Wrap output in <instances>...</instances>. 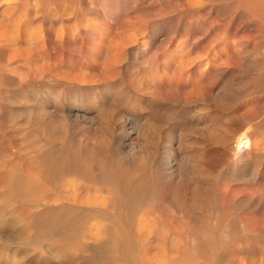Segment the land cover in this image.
I'll list each match as a JSON object with an SVG mask.
<instances>
[{
    "label": "rangeland",
    "instance_id": "1",
    "mask_svg": "<svg viewBox=\"0 0 264 264\" xmlns=\"http://www.w3.org/2000/svg\"><path fill=\"white\" fill-rule=\"evenodd\" d=\"M0 21V264H264V0H0ZM90 30L121 53L103 78ZM164 68L171 98L140 97ZM100 89L116 119H74ZM127 117L161 128L154 157L108 134Z\"/></svg>",
    "mask_w": 264,
    "mask_h": 264
},
{
    "label": "bare ground",
    "instance_id": "2",
    "mask_svg": "<svg viewBox=\"0 0 264 264\" xmlns=\"http://www.w3.org/2000/svg\"><path fill=\"white\" fill-rule=\"evenodd\" d=\"M1 22V21H0ZM18 22V21H17ZM100 23H102V24H100V26H103V22H100ZM106 23V22H105ZM4 23H2V25H3ZM19 24H20V22H19ZM19 24H17L19 27H20V25ZM2 25H1V23H0V41H1V39L3 38L4 40L6 39V37H7V39H8V36H10L11 38H12V36H13V34H12V32H11V35L9 34H7L8 32H5L3 29H4V26H3V29H2ZM5 26L7 25H9V23L8 24H4ZM12 25V24H11ZM15 25L16 24H14V26H13V29H15L14 27H15ZM16 25V26H17ZM99 25V24H98ZM106 26H107V23L105 24ZM6 26V27H7ZM17 26V27H18ZM6 27H5V30H6ZM109 27V26H108ZM33 28V27H32ZM95 28H97V26H95ZM9 29V28H8ZM17 29V28H16ZM102 30H101V32H100V36H101V34H105V33H107V31H106V28L104 29V28H101ZM94 30V29H93ZM16 31L18 32L19 31V28L17 29V30H15L14 31V34L16 35V36H19L20 34L19 33H17V34H19V35H17L16 34ZM9 32V33H10ZM98 32V31H97ZM43 33V32H42ZM52 33H54V32H52ZM39 34H40V32H39ZM38 34V35H39ZM37 35V36H38ZM49 35V34H48ZM56 35V34H55ZM55 35H53L54 37H56ZM85 38H86V40L87 41H89L90 43H91V46H89L88 45V47H90V57L92 58V59H90L91 60V65L93 66V67H95L96 68V70H97V73H99L100 75H102V78H103V76H105V74L112 68L113 69V65H114V63H115V61H116V59L117 58H119L118 57V55L120 56L121 55V53L120 54H118L119 52L118 51H116L115 52V49L113 48V46L111 45V48L109 49V48H105L104 46L102 47V46H100V45H98V42H96V38L97 37H99V36H97L96 34H94L93 32H91V30L90 31H87L86 33H83L82 34ZM99 35V34H98ZM15 36V37H16ZM40 37L42 36V34L41 35H39ZM39 36L37 37V38H39ZM52 36V37H53ZM9 37V38H10ZM43 37H44V35H43ZM48 37V36H47ZM50 37V36H49ZM24 38V37H23ZM59 38V37H58ZM121 38V37H120ZM125 38V37H124ZM9 40V39H8ZM11 40V39H10ZM13 40V39H12ZM39 40V39H38ZM61 40V39H60ZM21 41V40H20ZM37 40H34V43L36 42ZM57 41V40H56ZM133 41V40H132ZM11 41H7V43H8V46L11 44L10 43ZM126 42V41H125ZM5 43H6V41H5ZM67 43V42H66ZM3 44V43H2ZM1 44V45H2ZM23 44V43H22ZM37 44V43H36ZM89 44V43H88ZM23 45H26L25 43L23 44ZM119 45H120V43H119ZM4 46V45H3ZM28 45H26V47H27ZM30 46V45H29ZM7 46H5V49L3 50V52L4 51H6L8 48H6ZM25 47V46H24ZM24 47H23V49H24ZM87 47V46H86ZM110 47V46H109ZM28 48V47H27ZM10 49V48H9ZM114 49V50H113ZM20 50V49H19ZM29 50V49H28ZM87 50V49H86ZM7 52V51H6ZM5 53V52H4ZM4 53L2 54V56L4 57ZM1 54V53H0ZM8 54H10V53H8ZM28 54H29V52H28ZM31 56V55H30ZM1 57V56H0ZM12 58V57H11ZM3 59V58H2ZM7 60V59H6ZM89 60V61H90ZM117 61H118V59H117ZM116 61V62H117ZM88 62V61H87ZM159 62V61H158ZM90 63V62H89ZM171 63H172V61H171ZM170 64V63H169ZM91 68V67H90ZM111 69V70H112ZM37 70V69H36ZM95 70V69H94ZM110 70V71H111ZM157 71V70H156ZM187 72H189V70L187 71ZM97 73L95 72V75L97 76ZM33 74V73H32ZM31 74V75H32ZM94 74V73H93ZM179 74V73H178ZM177 74V72L175 71V70H172V69H170V68H164V69H162V70H159L158 72H156V73H153V74H151L150 76L151 77H148L147 79L149 80L148 82V84H147V86L148 87H146L147 88V90H144V89H146L145 87H144V89L142 88V90L143 91H145V92H142L141 91V95H140V97H142L143 99L144 98H146L147 96L145 95V94H148V97H149V95H155L156 96V94H158V91L160 92V91H162V95L160 94V99H161V97L162 98H165V99H169V98H171L170 97V92L172 91L171 89H170V87L171 86H175V84L176 83H174L175 82V80L177 81L178 79H176V77L177 76H179ZM182 73H180V75H181ZM188 74H190V72L189 73H187V76H188ZM99 75V76H100ZM107 75V74H106ZM35 76V75H34ZM83 77V76H82ZM80 78H81V76H80ZM84 78V77H83ZM99 78H101V76L99 77ZM178 78V77H177ZM187 78V77H186ZM182 79V78H181ZM184 80V79H183ZM182 80V81H183ZM188 80V79H187ZM186 80V81H187ZM145 82H147V81H145ZM178 82V81H177ZM173 83H174V85H173ZM179 83V82H178ZM187 83L188 82H181V86H183V89H184V86H186L187 85ZM145 85V84H144ZM176 85H178V84H176ZM173 88V87H172ZM98 90V89H97ZM102 92H100V94H98V95H96V96H90L89 98H87V97H85L84 99H83V101H81V102H79L78 104H76V108H71L70 110H71V115L74 117V119H76V120H82L83 122H84V124H86V125H91L90 123V120H88V115L87 114H85L84 113V111H86L87 110V112L89 113V112H95V114H96V112H98V114L99 115H101V116H99L100 117V119H102L101 121H103L104 119H106V118H108L109 119V121L111 120L112 121V119L114 120V119H116L115 117H116V113H115V111L114 110H110V111H107V112H104L103 110H104V108H102L103 107V104H104V102H103V100H105V99H103L104 98V96H107L108 94L107 93H105V91H104V89H100ZM99 90V91H100ZM109 90V89H108ZM163 90H165V91H163ZM54 91V90H53ZM117 91V90H116ZM170 91V92H169ZM109 92V91H108ZM125 92V91H124ZM116 94V93H115ZM173 94H174V92H173ZM117 95V94H116ZM123 95V94H122ZM159 95V94H158ZM157 95V96H158ZM186 95V94H185ZM110 96V95H109ZM123 97V96H122ZM128 97V96H127ZM135 97V96H134ZM159 97V96H158ZM46 98H48V99H52L53 98V96L51 95V92H49L48 93V95H47V97ZM112 98V97H111ZM150 98V97H149ZM151 98H153L152 96H151ZM109 99V98H108ZM142 99V100H143ZM151 100V99H150ZM172 100V99H171ZM177 100V99H176ZM191 100V99H190ZM76 101V100H75ZM159 101V100H158ZM169 101V100H168ZM167 101V102H168ZM143 102V101H142ZM147 102V101H146ZM160 102H162V101H160ZM50 102H49V100L47 101V102H45V105L44 106H46L47 104H49ZM82 103H84L83 105H82ZM145 103V102H144ZM143 103V104H144ZM51 104V103H50ZM54 104V103H53ZM135 104H136V102H135ZM191 104H192V102H191ZM202 106V105H201ZM140 107V106H139ZM161 107V106H160ZM158 109V108H157ZM167 110V109H166ZM165 110V111H166ZM199 110H201V109H199ZM47 111V110H46ZM69 112V111H68ZM137 112H139V111H137ZM162 113H164L163 111H161ZM201 112H203V111H201ZM160 113V112H159ZM167 113V112H166ZM199 113V112H198ZM61 114V113H60ZM63 115V114H62ZM132 115V114H131ZM162 115V114H161ZM58 116H59V114H58ZM165 116V115H164ZM163 116V117H164ZM35 117H36V119L37 120H39L40 122H42V123H48V124H50V123H52V121H54V120H57L58 118H57V116H54V115H48L46 112H45V108H44V110L42 109L41 111H38V112H36V114H35ZM60 117H61V115H60ZM123 117V116H122ZM213 117V116H212ZM90 119V118H89ZM148 119V118H147ZM168 119V118H167ZM210 119V118H209ZM59 120H61L60 118H59ZM58 120V121H59ZM198 120H201V118L199 117L198 118ZM62 121V120H61ZM108 121V122H109ZM141 121V120H140ZM105 122V121H104ZM104 122H102V123H104ZM108 122L106 121V124H107V127H108ZM102 123H100L99 122V126L101 127V125L100 124H102ZM110 123H112L111 125H109V132L110 133H108L110 136L112 135V133H113V131L116 129H118L120 132L122 131V129L124 128V127H126V126H128V128H129V131H128V133L124 136L125 137V139L123 140L124 141V145H126V148L127 149H124L123 150V153H125V155L126 156H129V158L131 159V160H133V161H135L136 163H139L140 161H141V159H142V157H143V155L145 154V155H150V156H152V157H154V155H156V153H157V147H156V144L154 143V140L152 141L151 140V138H153L154 137V135L156 134H159V133H161V128H159V126H156L155 124H147V127L144 129V130H142V131H139L140 129H137V125H136V123L137 122H135V118H133V117H127V118H125L124 120H121V121H116V122H110ZM93 124V123H92ZM98 126V127H99ZM90 127H92V126H90ZM94 128V127H93ZM127 129V128H126ZM130 130H132L134 133V135L133 134H130ZM178 130V129H177ZM186 130V129H185ZM106 131V130H105ZM139 131V132H138ZM123 132V131H122ZM121 132V133H122ZM138 132V133H137ZM97 134V133H96ZM108 134H106V135H108ZM91 135V134H90ZM89 135V136H90ZM155 135V136H156ZM163 135V134H162ZM161 135V136H162ZM170 135V134H169ZM82 136V135H81ZM123 136V134H120L118 137L119 138H121ZM172 136V135H171ZM116 137V136H115ZM209 137V136H208ZM92 138H93V136H92ZM104 138V137H103ZM102 138V139H103ZM91 139V138H90ZM90 139H88V140H90ZM105 139V138H104ZM88 140L86 141L87 143L85 144L86 145V148L88 149V151L89 152H92V148L90 147V146H92V144L93 143H89L88 142ZM142 140V142H149V140H151L150 142H149V145L148 146H146V148L144 147V149L142 150L141 148H140V146H139V143H141V142H139V141H141ZM91 141V140H90ZM98 141V140H97ZM92 142H93V140H92ZM147 142V143H148ZM172 142V141H171ZM178 142V141H177ZM99 143H101V142H99ZM98 142H97V145L99 144ZM214 143V142H213ZM248 144V143H247ZM94 145V144H93ZM99 146V145H98ZM180 146V145H179ZM250 146V145H249ZM124 147V146H123ZM165 147V146H164ZM233 147V146H232ZM231 147V148H232ZM245 147H246V145H241V144H238V145H235V150L236 151H238V152H244L245 151ZM171 145H170V147L168 148V151L169 152H165V154L162 156V160H163V164L164 165H166V167L168 166V172L174 177V179H175V181H176V179H177V183L179 182V185L180 186H185L188 182H185V181H181L180 180V178H179V176H180V172L182 171V170H184V168H185V166H182V162L181 161H178L177 160V156H175V154H174V152L173 151H171ZM165 150V149H164ZM253 150V149H252ZM254 151V150H253ZM163 152V151H162ZM245 154V153H244ZM240 155V154H239ZM245 156V155H244ZM263 156V155H262ZM239 157V156H238ZM244 158V157H243ZM242 158V159H243ZM249 158V157H248ZM183 159V158H182ZM187 159V158H186ZM245 159V158H244ZM264 159V158H263ZM181 160V159H180ZM188 161V160H187ZM252 162V161H251ZM250 162V163H251ZM187 163V162H186ZM245 163V162H244ZM167 169V168H166ZM190 169V168H189ZM167 173V172H166ZM168 174V173H167ZM246 175V174H245ZM165 177H166V175H165ZM173 179V178H172ZM185 182V183H184ZM185 184V185H184ZM191 184H189V186H190ZM185 187H187V186H185ZM188 190V189H187ZM76 194H78V192L76 193ZM81 194V193H80ZM79 194V195H80ZM76 196V195H75ZM83 196V195H82ZM82 196L80 195V199H82ZM79 197V196H78ZM98 198H100L99 196H97ZM76 198V197H75ZM84 198V197H83ZM87 198V196L85 197V199ZM94 198V197H93ZM108 200H107V205H108V203L110 202L109 200L112 198V196L111 197H106ZM106 198H104L105 200H106ZM78 199V198H77ZM87 199H89V197L87 198ZM94 199H96V195H95V198ZM93 199V200H94ZM92 200V199H91ZM91 200H89V201H91ZM92 200V201H93ZM97 200V199H96ZM114 200V199H113ZM113 200L111 199V201H112V203H113ZM89 201H88V204H89ZM255 201V200H254ZM100 202V201H99ZM92 204V203H91ZM94 204V203H93ZM256 204V203H255ZM109 206V205H108ZM111 206H112V204H111ZM97 209V208H96ZM149 221V220H148ZM150 223V222H149ZM100 224V223H99ZM151 224V223H150ZM97 226V225H96ZM149 226V225H148ZM97 227H101V226H97ZM7 258V257H6ZM4 259V260H7V259Z\"/></svg>",
    "mask_w": 264,
    "mask_h": 264
}]
</instances>
